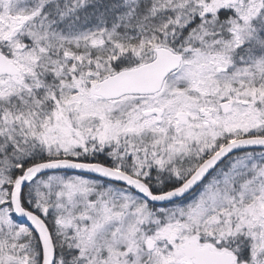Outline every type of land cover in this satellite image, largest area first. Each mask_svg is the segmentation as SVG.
Returning <instances> with one entry per match:
<instances>
[{
  "label": "snow or ice",
  "instance_id": "6c2138e0",
  "mask_svg": "<svg viewBox=\"0 0 264 264\" xmlns=\"http://www.w3.org/2000/svg\"><path fill=\"white\" fill-rule=\"evenodd\" d=\"M0 264H264V0H0Z\"/></svg>",
  "mask_w": 264,
  "mask_h": 264
}]
</instances>
